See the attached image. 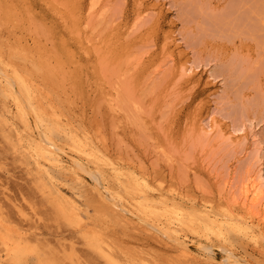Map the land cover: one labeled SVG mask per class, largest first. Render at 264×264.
<instances>
[{"label": "rangeland", "instance_id": "rangeland-1", "mask_svg": "<svg viewBox=\"0 0 264 264\" xmlns=\"http://www.w3.org/2000/svg\"><path fill=\"white\" fill-rule=\"evenodd\" d=\"M213 18L220 20L213 22ZM0 57L47 93L51 108L72 122L70 129L74 126L78 135L87 136L100 156L105 159L107 155L106 161L142 175L155 190L179 191L197 206L208 203L218 213L244 216L240 190L245 174L253 171L247 162L255 145L264 165V0H0ZM181 62L191 68V76L185 75L188 79L179 74ZM109 98L125 103L120 101L114 113L108 108ZM0 106V114L7 119L4 105ZM210 120L229 132L242 127L249 132L253 126L256 132L251 137L257 140L249 136L244 142L237 132L229 136L232 141L219 139L216 133L208 138L197 126H206ZM8 124L0 127V217L13 236L52 255L60 264H107L83 238L99 228L101 234L95 229L89 234L103 235L98 237L103 245L111 235L113 242L107 244L114 246H110L112 256L120 258L121 264L125 252L136 264H196L176 260L171 247L166 249L151 236L132 232L114 220V214L95 210L93 203L97 207L108 204L93 194L102 188L87 175L83 176L87 182L83 188H89L85 194L69 176L51 174L58 179L53 185L63 195L71 198V192L80 195L83 191L84 196L79 201L75 197L82 218L79 226L59 220L52 207L54 194L48 198L38 183L47 180L41 181L32 160L5 138L10 135ZM58 145L72 156L64 140L59 139ZM103 175V184L119 186L109 167ZM59 178L62 182L58 184ZM114 187L109 188L121 191ZM89 196L94 202L87 201ZM89 206L98 214L95 217L110 216L112 222L106 224L109 218H104L105 226L103 217L96 219ZM109 207L116 214L117 209ZM122 230H128L129 237ZM188 238L190 249L196 252L198 242ZM234 239L230 246L236 254L264 264V255L253 254L249 242L239 236ZM127 240L137 241L139 247ZM218 244L212 243L211 255L221 262L224 254Z\"/></svg>", "mask_w": 264, "mask_h": 264}, {"label": "bare ground", "instance_id": "bare-ground-1", "mask_svg": "<svg viewBox=\"0 0 264 264\" xmlns=\"http://www.w3.org/2000/svg\"><path fill=\"white\" fill-rule=\"evenodd\" d=\"M91 8L92 7H90L89 9ZM143 10L146 11V9H143ZM136 13H138V11ZM143 13L145 12L143 11ZM219 20L220 19H217V18L212 19L213 22H218ZM133 21L135 22L134 19ZM133 24H137V23H133ZM131 25H129L130 28L132 27ZM173 42L175 41L173 40ZM169 56L168 58H170ZM158 61H156V63H158ZM8 63L2 60V58L0 57V99H1L0 104L4 105L2 107L5 108V113L7 114L6 116L7 119L4 118L5 120L3 119V115L0 114V127L2 124H5L6 122L9 123L7 126L9 127L8 129H9L10 135H5V138L7 139L9 145H11L13 149L19 148V150H21L20 151L21 154H23L24 157L32 160V163L35 166L36 170L42 176L41 181H45V179L47 180L46 182H42L43 184L40 183V181H38V183L40 184L41 186L40 188H42L43 191L47 190L48 194L46 196L48 198H50V196L52 198L54 194L55 197H53L54 199L52 200V207H53L56 217L59 220L66 223L68 226H73V227L79 226L81 224L82 218L79 213L78 203L75 199L77 198V200L79 201V198H81L80 196H83L81 195L83 191L80 192L79 191L80 188H77V191L80 192V195H78L77 192H71V198L63 195L62 192L58 191V188L53 185V181H56L57 178L54 177V175L52 176L51 174H55V176L64 174V177L62 176L64 179H65V175H67L66 178H68L69 176V179L72 181L71 182L72 184H74L73 182H75L79 186H82L81 189L83 190L86 188L89 189L88 187L83 188V186H87L85 185L87 182L84 180L83 176L87 175L91 181H93L97 186L102 188L101 191H98L96 189V191H94L93 194L97 195L98 198L102 202H106L108 205L113 207L112 209H117V212H119V214L117 212L115 214L113 210H111L110 207H109L110 209L107 208L108 205L107 207L106 205L105 207H103L101 204H99V206L97 207L96 205L93 206L94 204L93 203L92 207L95 208V210L97 209V211L108 212L111 216H113L114 214L113 216L114 220L117 219L118 222L120 221L119 223L121 222L124 223V225L127 226V229L130 228L134 230L132 232L137 231L142 235L143 234H146V236L149 235L152 238H154L156 241H158L159 245L161 244V246L165 247L166 249L167 247L168 248L171 247L176 256V260L178 261L193 262L196 264H255L253 261L249 260L248 258L245 259L243 256L241 257L240 256L241 254H236L237 252H234L232 250L230 246L231 242L235 240L234 238L238 236L242 240H246L247 242L251 244V249H252L251 252L253 254L264 255V169H263L264 165L263 163H261V160H260V151H259L260 149L258 145L254 146L255 147L254 152L249 157L248 162H247L248 166H250L253 171H249L250 174L248 173V176L245 174L244 176L246 178L245 182L241 184L242 186L240 185L241 190H240V197H239L240 198L239 205L241 204L240 208L243 207L245 214L247 215V218H244L245 214L242 217L240 216L236 217V215H233L234 213H231V212L228 213V212L220 211L222 213H218L219 211L218 212L215 211L212 208V206L208 205V203L202 204L199 206H197L198 205L197 203V205H195L196 203L195 204L193 203L194 199H192L193 200L192 201L187 197L185 198V196H183L182 193L181 194L178 193L179 191L175 192L173 190V191L167 192V191H164L161 187L155 190L151 186L152 183L150 184V182L146 178H144L142 175L132 170H129V169L126 170L125 168L124 169L126 171H124L123 169L116 167V165H114L113 162L106 161L105 159L108 157L107 155L106 156L104 155L106 157L105 159L104 157L100 156L95 150L96 148L93 149V146L91 147V145L88 143L89 140L87 141V138H86L87 136L85 137L82 134L78 135L77 134L78 131L77 132L74 131V128H73L74 126L73 127L71 126L73 128V130H71L72 129V128L70 129L71 124L69 125L71 121L66 122L68 121L67 119H64L62 115L58 114L56 110L51 108L47 100L48 94L46 93L47 94L46 95L42 90H40L38 87L33 85L31 82L32 80L29 79L24 74L25 72L21 73L20 72L21 70L18 71L15 66H10L11 63L9 64ZM181 63H179L180 66H182L185 62H183L182 64ZM154 65L158 67L157 64H154ZM184 65L182 66L180 70L181 73H179L178 71L177 72L181 74L182 76H185L186 74H189V76H191L190 75L191 68H189L188 66L186 67V65L185 66ZM171 67H173L172 64H171ZM192 72H193V68H192ZM171 78L173 79L172 76ZM183 78L184 77H182L181 79L183 80ZM181 79L179 80V82L181 81ZM179 82L177 81V84ZM120 101L124 102V100L122 99L120 100V99H113V98L110 99L109 98V100L107 101L109 110L111 112L116 113L118 106L120 107L122 103ZM135 108L137 107L135 106ZM210 121H209V124H207L206 126H203L202 124H200V126L196 125L197 131H198V128H200V130L205 135H207L208 138L210 135H213L216 133L219 139H223L224 137L229 139V136H232L233 133L234 134L241 133L240 135L242 136L240 137H242V141L247 142L249 136L251 137L252 133L256 132L254 131L255 127L253 126L249 127V132L247 131L245 132L246 129L244 127L242 128L245 130L243 129L234 130L233 129L232 132H229V130L224 131L222 128L218 127L219 125L218 126L216 125V124H219L217 121H216L217 122L216 124L214 123V120H210ZM15 122L19 124L21 129L17 128L19 126H17ZM201 122L203 123V121ZM76 129L78 130V128ZM91 136L92 134L89 137ZM252 137L255 138L256 136H252ZM235 138L238 139L239 137H235ZM59 139L64 140L66 145H69L68 146L69 152L72 154V156H74V158L70 155L68 156L67 152H65L63 149L64 147L62 148L61 146L58 145ZM232 139H229V141L230 140L232 141ZM255 139L257 140V138ZM91 140L94 143L93 139ZM251 140H254V139H251ZM255 142L256 141H253L254 144ZM61 144H64V143H61ZM94 145L97 146V144L95 143ZM97 149H98V146H97ZM102 153L103 151L101 152V154ZM89 164L92 165L94 168L89 169L90 167L89 168L87 167V165ZM118 165L119 164H117V166ZM105 167H109V171L112 174V177L115 179V181L119 185V186H115V187L113 186V187L114 188L121 187V191L119 190L120 188H117L119 191L112 190L111 188L113 187L109 186L111 187L109 188L105 183L104 184L107 187L106 186L104 187L103 182L105 179L103 178V176L105 174L103 175V169ZM59 181H60V178H59ZM121 181H123L124 183H122ZM61 182L62 180L58 182V184ZM240 182L242 183V181ZM65 183L66 181L64 182V185H66ZM67 183H70V182L67 181ZM94 183H92V185ZM72 184L71 186H73ZM74 186L76 185L74 184ZM66 187L64 186L65 189ZM73 187L71 188L73 189ZM155 187H156V184H155ZM84 193H85V190H84ZM85 194H88V193H85ZM89 197L90 198L87 201L92 200L94 202L93 198L91 199V196ZM92 201H90L89 205H91ZM81 202L83 204V201ZM95 204H96V201H95ZM119 204L120 206H118ZM83 205H84V208H86L85 201ZM89 207L91 208L90 213H92L93 209L91 206ZM108 209L112 211L113 213H110ZM84 211H80V212H84ZM85 213L87 215V212ZM98 213L101 214L100 212ZM93 214H95L94 217L96 215L98 216V214H96L95 212L92 213V215ZM0 216H1V213H0ZM94 217L91 216V218H94ZM100 217L101 218L103 217L102 221L105 224L106 222L105 220H107L110 216L108 218H105L106 216L104 215ZM100 217L99 218L95 217V218L100 220ZM109 219L107 220L108 222H106V224L107 223L109 224L110 221L112 222L111 220L112 218L110 220ZM89 222L90 221L88 219V223ZM115 223L117 224V222H114V224ZM116 224L114 226H116V228L117 226L119 227V224L117 225ZM87 225L89 226V224ZM90 226L93 227L94 225H90ZM114 226H111V229ZM93 229H91L90 231H92ZM122 229H124V227ZM96 230L97 232L99 231L98 234H101L99 228L95 229V231ZM84 231H86V229ZM125 231L128 232V230H125ZM125 231H123V233H125ZM107 232L111 233V231H107ZM107 232L105 230V233ZM89 233L85 237H83L86 240V244L90 247L89 249H92L95 252L100 253V255L102 256V258L107 264H121L119 262L120 258L118 259V257L114 258L112 256L114 254L111 250L112 245L110 244L111 246L110 247L109 244H107L109 243V240H111L109 239L111 235H109L108 239L106 238L108 241L107 243L105 242L106 244L103 245V242H101L102 240L101 241L99 240V238L103 235L95 236L97 234L93 235ZM93 233H95L94 230H93ZM103 233L104 232H102V234ZM113 233L114 235L115 234L118 235L117 232H114V230L112 231L111 234ZM127 234L125 233L124 235L126 236ZM105 235H104V238H105ZM129 235L131 239L134 238L132 236L133 234L132 235L129 234ZM189 235L196 239L195 243L198 242L197 245L195 244L196 252L195 251L193 252L190 249L191 244L187 241L189 239L188 238ZM118 236L116 237L118 238ZM137 236L135 235L136 239H137ZM123 237H119L120 239L118 240H121ZM127 237L129 236H126V238ZM114 239L115 238H113V240ZM134 242L135 241L132 242L133 245L136 243L135 245L139 247V245H137L138 242L137 241L135 243ZM199 242H201V244H199ZM213 242L219 243L217 247L224 254L223 255L224 257L221 258V260L223 259L221 262H216L215 258L211 255ZM243 243L245 244L246 242H243ZM29 244L30 243L25 242L20 237L13 236L12 231L8 229V227L5 226L4 221H2L0 217V264H60L59 261H57V259L53 257L52 255L44 253L40 251L37 247H32ZM247 244L248 243H246V245ZM136 246H135V249H136ZM247 246H250V245L248 244ZM112 248H114V246ZM113 251H117V250H113ZM130 251L132 252V249H130ZM119 254L121 255L120 252ZM140 254H141V251H140ZM123 257L125 261H123L122 259V262H124L122 264H136V259L132 255L125 252L123 253ZM148 260L151 261L150 259ZM143 262L144 261H141V262L139 261L140 264L147 263V262L145 263Z\"/></svg>", "mask_w": 264, "mask_h": 264}]
</instances>
